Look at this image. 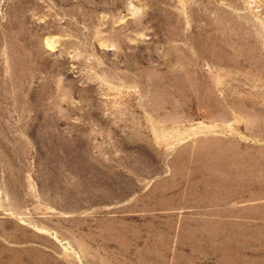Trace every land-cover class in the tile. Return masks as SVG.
I'll return each instance as SVG.
<instances>
[{
	"label": "rangeland",
	"instance_id": "rangeland-1",
	"mask_svg": "<svg viewBox=\"0 0 264 264\" xmlns=\"http://www.w3.org/2000/svg\"><path fill=\"white\" fill-rule=\"evenodd\" d=\"M0 264H264V0H0Z\"/></svg>",
	"mask_w": 264,
	"mask_h": 264
}]
</instances>
